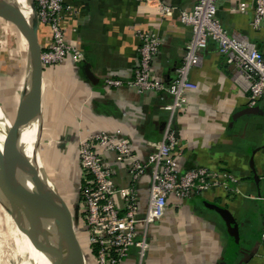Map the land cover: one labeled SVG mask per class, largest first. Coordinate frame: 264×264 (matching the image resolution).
<instances>
[{"label":"crops","instance_id":"1","mask_svg":"<svg viewBox=\"0 0 264 264\" xmlns=\"http://www.w3.org/2000/svg\"><path fill=\"white\" fill-rule=\"evenodd\" d=\"M64 1L73 8L63 18L65 37L83 53V60L76 62L68 56L55 68H43L40 136L47 166H54L61 175L57 188L74 216L78 211L74 227L79 239L78 229L85 233L79 143L101 131L119 132L130 140L138 156L146 159L153 145L163 139L168 118L163 107L172 100L167 93L142 94L136 87H114L108 81L134 77L139 63L138 34L152 30L162 41L153 64L154 77L166 84L173 82L192 36L191 28L180 21L179 11H191L199 0ZM159 4L175 8L174 14L161 15ZM216 5L217 16L230 35L246 37L264 51V22L260 29L251 25L254 0H216ZM39 42L42 50L50 46L47 26L40 25ZM85 64L96 82L88 79ZM191 79L197 88L188 94V108L176 118L179 170L206 167L229 172L239 183L183 199L170 196L162 219L148 228L150 249L143 264H264V101L249 105L244 83L236 80L233 68L212 41L202 52L201 64L192 70ZM20 87L21 94L15 99L18 106L24 85ZM7 91L0 92V103L9 100ZM253 108L257 111L252 112ZM40 122L39 113L35 121L28 117L29 135L35 142ZM104 156L116 184L126 187V164L118 163L112 152ZM151 181L146 173L138 183L142 211L148 205ZM116 200L123 206L119 195ZM230 220L237 226L236 242L231 240ZM138 232L144 233L143 226H138ZM86 246L89 253L88 240ZM138 256L133 247L124 264H139ZM87 264H92L89 259Z\"/></svg>","mask_w":264,"mask_h":264},{"label":"built area","instance_id":"2","mask_svg":"<svg viewBox=\"0 0 264 264\" xmlns=\"http://www.w3.org/2000/svg\"><path fill=\"white\" fill-rule=\"evenodd\" d=\"M39 24L47 26L51 44L42 51L44 67L55 68L68 56L76 62L83 60V53L69 44L65 37L63 18L73 8L64 0H34ZM244 6L241 10L244 11ZM163 16H171L175 8L159 4ZM180 21L191 28L192 36L186 45L185 55L177 68L173 82L166 84L154 77L153 64L162 44L158 33L140 31L139 63L134 77L124 81L110 79L114 87L129 85L140 93H167L170 103L163 107L168 113L162 141L153 145L154 150L146 159H141L132 149L131 142L119 132L106 131L93 134L78 145L79 164L84 185L80 189L85 214L83 226L90 244L94 264H124L130 250L138 249L139 264H143L150 249L148 228L160 221L165 214L170 196L187 198L194 193H203L215 187L229 188L239 180L229 172H218L206 167L179 170L176 118L189 106L188 94L197 88L191 79L192 70L201 64L202 52L209 42L217 44L226 63L233 68L234 77L243 82L249 95V105L264 101V51L240 35H230L217 16L216 0H199L191 11L180 10ZM264 22V0H254V16L251 25L260 29ZM106 152L115 154L118 163L127 167L129 184L119 187L113 169L107 164ZM150 173L151 187L148 205L142 211L139 204L138 183L143 175ZM123 200L120 206L117 196ZM144 228L139 235L138 226ZM264 261V218L261 232Z\"/></svg>","mask_w":264,"mask_h":264},{"label":"water","instance_id":"3","mask_svg":"<svg viewBox=\"0 0 264 264\" xmlns=\"http://www.w3.org/2000/svg\"><path fill=\"white\" fill-rule=\"evenodd\" d=\"M30 15H27L20 5L10 0H0V17L13 23L27 41V74L17 109L12 123L11 150L0 147V179L15 189L27 190L34 200L44 209L52 230L49 232V244L46 252L50 264H78L73 255L79 251L84 258V250L76 235L74 224L78 220L66 199L43 169H40L21 147L23 131L29 117V106L32 102L38 104L42 119V47L39 42V19L34 0H29ZM86 75L92 83L96 82L90 73L89 65L85 64ZM253 108L252 112H256ZM232 242L238 239V230L233 220L228 222ZM36 244L40 238L30 233ZM42 241V240H41ZM38 244H36L38 246ZM44 242L41 251H44Z\"/></svg>","mask_w":264,"mask_h":264},{"label":"bare ground","instance_id":"4","mask_svg":"<svg viewBox=\"0 0 264 264\" xmlns=\"http://www.w3.org/2000/svg\"><path fill=\"white\" fill-rule=\"evenodd\" d=\"M25 2V4L17 5H20L24 12L30 15L29 0ZM38 113V104L32 102L29 106L30 120H37ZM26 125L22 134L21 147L33 162L43 169L42 158L36 149L38 141L35 142L29 135L28 120ZM9 130L13 131L12 121L0 106V147L11 150ZM21 194L24 197L23 202L19 199ZM51 230V223L44 209L34 200L30 192L15 189L0 179V264H50L46 252ZM32 232L40 238V243H36L38 246L31 239L30 233ZM42 242L45 245L44 251L40 248ZM73 255L79 264H87V256L84 255L83 258L79 251H74ZM89 256L93 264V259L91 255Z\"/></svg>","mask_w":264,"mask_h":264},{"label":"rangeland","instance_id":"5","mask_svg":"<svg viewBox=\"0 0 264 264\" xmlns=\"http://www.w3.org/2000/svg\"><path fill=\"white\" fill-rule=\"evenodd\" d=\"M26 45H27V41L21 35L19 29L10 21L4 20L0 17V92L2 91V94L3 93L6 94V89H8L7 95L9 96L8 97L9 100H4L3 102L0 103V106L8 114L12 123L15 120L17 113V106H18V104L16 105L15 99L16 96H19L21 94L20 85H24V82L26 80L27 65H28L27 49L25 48ZM41 127H42V119L40 122L39 137H38V143L36 145V149L38 150L42 158L43 170L46 172L48 177L51 179V181L54 183V185L57 188V180L61 178V175L58 173L56 168H54V166L52 165L51 167L47 166L46 158L43 153V146L45 145V143L41 138L42 136H40ZM78 160H79V154H78ZM80 189H81V185L79 186V191ZM19 199L22 202L24 201V197H22V194L20 195ZM80 206H81V214H82L81 222L83 224V220H84L83 216L85 214V206L83 201L80 202ZM77 232L80 234L79 241L84 250V255L87 256V258L89 259L90 254L86 250L87 249L86 241L88 240L86 232L81 234L80 229H78Z\"/></svg>","mask_w":264,"mask_h":264},{"label":"trees","instance_id":"6","mask_svg":"<svg viewBox=\"0 0 264 264\" xmlns=\"http://www.w3.org/2000/svg\"><path fill=\"white\" fill-rule=\"evenodd\" d=\"M12 24H13V23H12ZM39 32H40V27H39ZM82 185H84V180H83V179L81 180V186H82ZM89 253H90V255H91V250H89Z\"/></svg>","mask_w":264,"mask_h":264}]
</instances>
